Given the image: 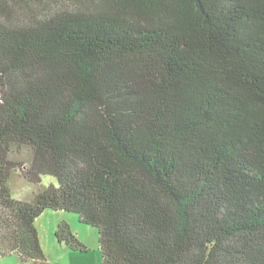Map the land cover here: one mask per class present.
Masks as SVG:
<instances>
[{
	"label": "trees",
	"instance_id": "1",
	"mask_svg": "<svg viewBox=\"0 0 264 264\" xmlns=\"http://www.w3.org/2000/svg\"><path fill=\"white\" fill-rule=\"evenodd\" d=\"M49 209L100 264H264V0H0V257Z\"/></svg>",
	"mask_w": 264,
	"mask_h": 264
},
{
	"label": "rangeland",
	"instance_id": "2",
	"mask_svg": "<svg viewBox=\"0 0 264 264\" xmlns=\"http://www.w3.org/2000/svg\"><path fill=\"white\" fill-rule=\"evenodd\" d=\"M32 155L30 149L24 148L15 152L14 157L28 161ZM20 171H16L11 179L13 196L18 199H30L41 187L51 184L58 185L57 178L51 175H44L42 182L36 186L28 182ZM65 221L79 240L87 246V251H74L65 243L59 242L56 237L57 224ZM37 227L41 236L42 246L47 256L48 264H100L101 252L99 247V233L96 227L83 223L74 212L46 210L37 221ZM0 264H34L33 262H23L18 255L13 254L8 257H0Z\"/></svg>",
	"mask_w": 264,
	"mask_h": 264
}]
</instances>
